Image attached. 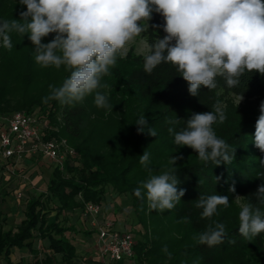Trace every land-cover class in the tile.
Listing matches in <instances>:
<instances>
[{"label": "trees", "instance_id": "16d2710c", "mask_svg": "<svg viewBox=\"0 0 264 264\" xmlns=\"http://www.w3.org/2000/svg\"><path fill=\"white\" fill-rule=\"evenodd\" d=\"M163 24L164 18L153 13L150 28L140 35L147 37L151 44L158 35L161 38L166 35ZM20 40L26 50L4 52L0 58V76L9 77L13 72L12 65L8 64L9 54L16 59L27 51V77L42 81L49 75L50 67L46 71L40 69L34 59V45L28 38L21 37ZM143 63L144 56L118 57L111 74L103 77L102 83L108 87L100 91L108 96L112 110L96 107L94 94L86 97L83 103L73 105H61L55 100L44 103L43 98L49 95V88L42 99L25 104L12 106L0 101V129L4 127L5 119L16 111L26 110V113L35 115L34 105L38 104L43 109L37 119H53L56 107L61 106L62 134L76 151L75 156L67 158L63 167L54 164L46 192L28 197L24 218L16 228L4 230L0 225V258L6 264H28L24 260L14 263L10 258L12 253L23 249L34 255L35 260L31 264H56L58 261L74 264L77 247L67 233L76 230L72 225H63L59 217L79 210L86 212L87 203L101 205L109 186L118 195L130 197L140 222H145L146 218L139 212L142 208L152 211L154 215L150 221L155 224L152 238H136L132 262L111 264H193L198 258L199 264H259L261 254L258 252L264 249V233L252 239L239 233L240 208L235 197L241 195L246 202L258 203L254 190L264 184V168L259 163L260 159H264V153L254 144L259 105L264 101V76L249 73L241 77L240 84L235 88H228L220 79L217 89L210 91L202 87L198 96H192L188 92V82L170 64H161L148 74L143 69ZM63 71L61 80L50 85L62 84L69 76L65 69ZM230 94H242L243 98L254 100L256 105L253 113H243L233 127L222 134L221 138L235 149L232 163L205 164L198 158L176 163L177 187L185 189V195L173 210H165V216L159 218L157 210L147 206L146 198L141 200L133 194V190L149 175L139 162L140 156L148 151L151 159L148 167L153 173H158L161 167L168 164L169 148H179L173 142L174 137L168 133L170 125L166 121L181 120L176 125V130H180L193 113L212 107L217 99L222 100L223 95ZM139 114H144L149 126L156 129V137L148 135L147 130L137 132L134 122ZM52 136L46 135L47 138ZM232 187L235 192L230 191ZM212 194L227 196L230 205L228 208L219 206L218 215L210 221L201 218L202 209L196 207V202L201 195ZM4 199V196L0 198V204ZM184 217H188L190 222H178ZM212 221L225 224L223 243L213 247L196 244L192 236L204 231ZM41 241L48 243V251L39 257L41 251L37 245ZM164 246L172 253V259L169 260L162 251ZM98 263L101 264L99 258Z\"/></svg>", "mask_w": 264, "mask_h": 264}, {"label": "clouds", "instance_id": "9594fccd", "mask_svg": "<svg viewBox=\"0 0 264 264\" xmlns=\"http://www.w3.org/2000/svg\"><path fill=\"white\" fill-rule=\"evenodd\" d=\"M26 6L19 19L0 20V43L11 51L12 34L27 36L34 45L35 62L43 68L62 66L69 76L60 86L49 85V95L43 102L58 101L61 105L83 103L94 94L98 108L112 110L108 96L100 91L107 88L102 83L105 76L123 58L125 46L150 28L153 13L164 18L166 35L148 45L143 69L151 74L161 64H170L188 82V92L198 96L201 88L215 90L222 79L228 88H235L241 77L249 73L264 76V0H19ZM55 34L48 43L42 38ZM219 96L220 93L218 92ZM243 99L238 97V105ZM254 144L264 153V101L259 105ZM227 120L226 105L217 99L212 110L193 113L185 126L176 130L181 120L169 119L168 133L177 147L187 146L197 153L200 162L219 165L231 164L233 149L219 138L213 125ZM134 124L138 133L156 137L157 131L149 126L144 114H139ZM182 157L171 156L158 173L148 167L150 153L144 151L140 164L148 170V177L133 190V194L146 201L153 210L171 211L185 195L178 188L176 161ZM259 163L264 168V159ZM230 191L235 192L232 187ZM258 203H239V233L252 239L264 233V184L255 192ZM225 195H201L196 207L202 209L201 218L212 220L218 207L228 208ZM181 223H189L184 217ZM226 226L212 221L207 228L192 236L199 245L213 247L223 243ZM168 259L172 253L164 246ZM199 264V258L193 262Z\"/></svg>", "mask_w": 264, "mask_h": 264}, {"label": "rangeland", "instance_id": "374dc122", "mask_svg": "<svg viewBox=\"0 0 264 264\" xmlns=\"http://www.w3.org/2000/svg\"><path fill=\"white\" fill-rule=\"evenodd\" d=\"M26 10V6L21 5L19 0H0V20L19 19L20 12ZM54 35L55 34H50L49 36L42 38V42H50L51 39L54 38ZM21 37L23 38V36H19L15 33L12 34V42L14 47L11 52L15 50H26L24 43H21ZM24 38L27 39V36ZM149 44L150 43L147 37L141 35L135 37L125 46V49L122 50L125 53L123 58L127 57L128 55L138 57L145 56L148 54ZM7 51L8 50L3 48L2 43H0V58H2L4 52ZM25 54L23 53V55H21L22 57H17L18 59H14L15 56L12 54L7 56L8 64L12 65L13 72L12 74H9V77H4L3 74L0 76L1 102L15 106L18 103L25 104V102L42 99L43 95L47 92V88H49L50 83H57L61 80V75L64 73L63 66L60 69L50 67L51 70L49 71V75L45 76L42 81H40V79L31 80L29 77H27V51ZM1 68L2 64L0 63V71ZM40 69L44 71L47 70V68L43 67ZM29 82H36L38 84H30ZM222 97L223 99L221 101L226 105L227 120L223 124L213 125L219 138H221L223 136L222 134L228 129L233 127L235 122L243 113H253L256 108V105L253 103L254 100H247L243 98L238 105L239 96L230 94L223 95ZM42 107V105H34L35 116L38 117L41 115V110L43 109ZM211 110L212 107L207 108L202 112ZM61 111L62 107L58 105L55 109V116L53 119L46 118L40 119V121L42 123V128L47 135H57V138H64L68 140V138L62 134ZM24 112L27 111L24 110ZM77 143L79 144L80 142ZM168 151V162L171 156L182 157L177 159L176 163L183 160L197 158V153L187 146L179 147L178 149L169 148ZM39 163L41 166H38V163L34 166L27 164L18 165L13 169V171L7 170L3 175H1L0 195L5 197L4 192L9 193L6 195L5 203L0 206V225L4 230L16 228L20 221L24 218V208L29 196L39 195L40 193L46 192L49 181L52 177L51 169L54 167V164L50 161L44 160ZM254 191L256 192L257 189ZM237 196L242 197L239 203L246 202V199L243 196L236 195V197ZM235 202L239 206V203L236 200ZM100 207L101 214L98 217L91 216L85 211L80 210L73 214H63L59 217V220L63 225L67 227L72 225L76 230L75 232L70 231L67 233L69 239L74 242L75 246L77 247V255L74 260V264H100L98 263L99 253L97 246L98 234L96 232V225L100 224L104 220L107 222H112L114 224V229L118 231L135 234L137 239L147 240L152 238L155 225L150 221L153 214L152 211L148 212V210L140 208L141 210L139 212L146 216L145 222H140V218L137 215L128 195H118L113 190L112 186H109ZM157 212L159 218H163L165 216L164 212H160L158 210ZM51 214L54 216L55 212ZM37 246H39L38 248L41 251L39 257H42L43 253L48 251V243L46 241H41ZM259 251L260 252L258 253L261 254L259 264H262L264 262V249H259ZM10 258L14 263L24 260L27 261L28 264H31L35 260L34 255L30 253L28 249L17 250L11 254ZM0 264H6L3 258H0ZM56 264L63 263L58 261Z\"/></svg>", "mask_w": 264, "mask_h": 264}, {"label": "built area", "instance_id": "2783aa9c", "mask_svg": "<svg viewBox=\"0 0 264 264\" xmlns=\"http://www.w3.org/2000/svg\"><path fill=\"white\" fill-rule=\"evenodd\" d=\"M42 123L33 114L16 111L5 119L0 129V159H20L41 157L62 166L68 157L76 155L67 139L46 137ZM86 213L91 216L101 214L100 205L87 203ZM98 253L101 264L118 261L132 262L135 257L136 235L114 229L112 222L104 220L96 225Z\"/></svg>", "mask_w": 264, "mask_h": 264}, {"label": "crops", "instance_id": "0c3cea01", "mask_svg": "<svg viewBox=\"0 0 264 264\" xmlns=\"http://www.w3.org/2000/svg\"><path fill=\"white\" fill-rule=\"evenodd\" d=\"M49 161L47 159H43L41 157H23V158H20V159H9V160H4V159H0V177L1 175L4 174L5 171H13V169L15 167H17L18 165H31V166H34L35 164H39L38 166H41V164L39 162L41 161ZM51 162V161H50ZM53 163V162H51ZM54 164V163H53ZM51 171H53V168L51 169ZM5 194V198H6V195L9 194L7 192H4ZM3 195H0V198L2 197ZM21 196V194H20ZM5 203V199L3 201L2 204ZM0 204V206L2 205Z\"/></svg>", "mask_w": 264, "mask_h": 264}]
</instances>
